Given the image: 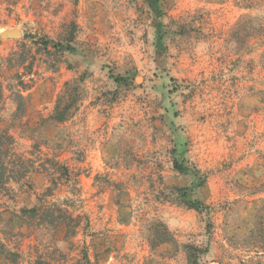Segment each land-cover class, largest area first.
<instances>
[{
	"label": "rangeland",
	"instance_id": "rangeland-1",
	"mask_svg": "<svg viewBox=\"0 0 264 264\" xmlns=\"http://www.w3.org/2000/svg\"><path fill=\"white\" fill-rule=\"evenodd\" d=\"M151 2L0 0V264H264V0Z\"/></svg>",
	"mask_w": 264,
	"mask_h": 264
},
{
	"label": "trees",
	"instance_id": "trees-1",
	"mask_svg": "<svg viewBox=\"0 0 264 264\" xmlns=\"http://www.w3.org/2000/svg\"><path fill=\"white\" fill-rule=\"evenodd\" d=\"M149 2H151V0H148ZM156 2V1H155ZM152 5V9L154 11H157L154 2H151ZM154 11V12H155ZM155 34L157 35V37H159L160 35V24H158V27L156 28V32ZM55 47H58L57 45H55ZM69 48H65V50H68ZM115 83H120L123 82V79L119 76H116L113 78ZM13 142H12V137L5 132L4 130H0V187H3V184L5 185L4 182V171L6 170L7 167H11L10 162H6L5 157L2 156L3 154H7L9 152H11V148H12ZM174 153V152H173ZM173 167L175 169V171H177L180 174H186L188 172V168L182 163V161H178L176 158H174L173 160ZM12 171L13 169L10 168ZM186 205L188 208L196 211V212H201V204L197 203V202H186ZM27 214L29 215H34L35 214V209H31V210H27L26 211ZM1 247V245H0ZM38 264H42L41 262H39Z\"/></svg>",
	"mask_w": 264,
	"mask_h": 264
},
{
	"label": "water",
	"instance_id": "water-1",
	"mask_svg": "<svg viewBox=\"0 0 264 264\" xmlns=\"http://www.w3.org/2000/svg\"><path fill=\"white\" fill-rule=\"evenodd\" d=\"M22 34L19 30H4L0 32V39H20Z\"/></svg>",
	"mask_w": 264,
	"mask_h": 264
}]
</instances>
